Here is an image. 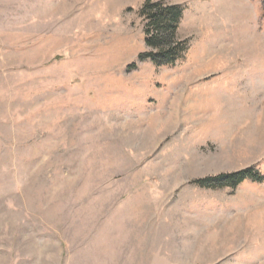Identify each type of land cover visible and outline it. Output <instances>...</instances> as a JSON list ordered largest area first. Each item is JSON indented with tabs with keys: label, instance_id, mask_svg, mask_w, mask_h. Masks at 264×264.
Listing matches in <instances>:
<instances>
[{
	"label": "rangeland",
	"instance_id": "obj_1",
	"mask_svg": "<svg viewBox=\"0 0 264 264\" xmlns=\"http://www.w3.org/2000/svg\"><path fill=\"white\" fill-rule=\"evenodd\" d=\"M0 264H264L262 0H0Z\"/></svg>",
	"mask_w": 264,
	"mask_h": 264
},
{
	"label": "trees",
	"instance_id": "obj_2",
	"mask_svg": "<svg viewBox=\"0 0 264 264\" xmlns=\"http://www.w3.org/2000/svg\"><path fill=\"white\" fill-rule=\"evenodd\" d=\"M264 5V0H262ZM144 20V39L151 52L140 57L149 58L155 64H172L179 59L187 49L184 40L175 39V30L181 16L177 4H165L162 1L146 2L141 10ZM255 175L251 169L240 170L228 174H219L214 177L197 180L196 183L204 186H233L242 179Z\"/></svg>",
	"mask_w": 264,
	"mask_h": 264
}]
</instances>
